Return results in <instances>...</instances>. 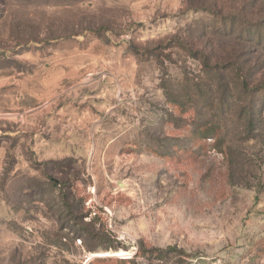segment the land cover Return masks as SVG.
I'll list each match as a JSON object with an SVG mask.
<instances>
[{
    "label": "rangeland",
    "instance_id": "374dc122",
    "mask_svg": "<svg viewBox=\"0 0 264 264\" xmlns=\"http://www.w3.org/2000/svg\"><path fill=\"white\" fill-rule=\"evenodd\" d=\"M260 28L264 0H0V264H264Z\"/></svg>",
    "mask_w": 264,
    "mask_h": 264
},
{
    "label": "trees",
    "instance_id": "16d2710c",
    "mask_svg": "<svg viewBox=\"0 0 264 264\" xmlns=\"http://www.w3.org/2000/svg\"><path fill=\"white\" fill-rule=\"evenodd\" d=\"M264 28H260V30H262ZM263 38H264V30L261 31V34L260 36L257 38L258 40V44H262L263 43ZM253 123V122H251ZM179 252H177V250L175 248H171V247H168L166 249H160V248H157V249H151V250H148L146 247H144L143 245H141L140 247H138V253L135 257H151L152 255H155L157 257V259L159 261H169L170 258H172V256L176 255V256H179L180 255H184V254H178ZM132 259L130 258H126V259H122L120 260L119 262L121 264H128L130 263Z\"/></svg>",
    "mask_w": 264,
    "mask_h": 264
}]
</instances>
